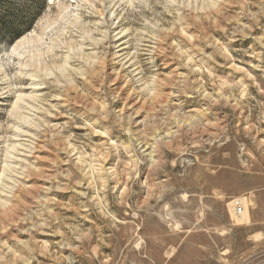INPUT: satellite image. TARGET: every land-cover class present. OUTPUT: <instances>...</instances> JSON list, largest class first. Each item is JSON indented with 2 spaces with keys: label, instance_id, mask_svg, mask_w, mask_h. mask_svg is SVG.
Here are the masks:
<instances>
[{
  "label": "rangeland",
  "instance_id": "1",
  "mask_svg": "<svg viewBox=\"0 0 264 264\" xmlns=\"http://www.w3.org/2000/svg\"><path fill=\"white\" fill-rule=\"evenodd\" d=\"M35 1L0 28V264H264V0Z\"/></svg>",
  "mask_w": 264,
  "mask_h": 264
},
{
  "label": "trees",
  "instance_id": "2",
  "mask_svg": "<svg viewBox=\"0 0 264 264\" xmlns=\"http://www.w3.org/2000/svg\"><path fill=\"white\" fill-rule=\"evenodd\" d=\"M43 1V0H41ZM1 3V2H0ZM35 6V10L33 11L32 8ZM44 4L42 5L43 8ZM31 12L26 6L23 4L18 9V13H15V16L11 13L10 7H0V28L6 25V32L11 36V41L18 38L23 34L25 31L29 30L33 25V18L30 20V14L37 15L38 9H36V1L32 0L30 5ZM26 9V10H25ZM26 11V12H25ZM7 18L9 21H6ZM36 18V17H35Z\"/></svg>",
  "mask_w": 264,
  "mask_h": 264
},
{
  "label": "bare ground",
  "instance_id": "3",
  "mask_svg": "<svg viewBox=\"0 0 264 264\" xmlns=\"http://www.w3.org/2000/svg\"><path fill=\"white\" fill-rule=\"evenodd\" d=\"M183 76V75H182ZM178 79V78H177ZM174 88V87H173ZM180 89V88H179ZM169 95V94H168ZM115 96V95H114ZM175 96V95H174ZM129 99V98H128ZM124 111H126V110H124ZM123 111V112H124ZM131 113V112H130ZM132 114V113H131ZM119 117V116H118ZM125 118V117H124ZM243 198H241V205H243V211H242V213H237V214H235L234 213V220H236V222H240V223H247V222H249V220H248V214H247V208H246V206L243 204ZM239 223V224H240Z\"/></svg>",
  "mask_w": 264,
  "mask_h": 264
},
{
  "label": "built area",
  "instance_id": "4",
  "mask_svg": "<svg viewBox=\"0 0 264 264\" xmlns=\"http://www.w3.org/2000/svg\"><path fill=\"white\" fill-rule=\"evenodd\" d=\"M229 205L231 207V210L237 214V213H242L243 211V205H241V198H232L229 202Z\"/></svg>",
  "mask_w": 264,
  "mask_h": 264
},
{
  "label": "crops",
  "instance_id": "5",
  "mask_svg": "<svg viewBox=\"0 0 264 264\" xmlns=\"http://www.w3.org/2000/svg\"><path fill=\"white\" fill-rule=\"evenodd\" d=\"M219 229H220V227H218ZM221 234H220V231H218V234H217V236H218V244H219V249H220V253H222V249H223V251L224 250H226V251H228V247H230V245L232 244L231 242H223L222 244H221V236H220ZM224 236V238L223 239H225L226 238V236L225 235H223ZM231 238V237H230ZM230 238H227V239H230ZM188 243V242H187ZM197 246H200L199 244H197ZM203 248V247H202Z\"/></svg>",
  "mask_w": 264,
  "mask_h": 264
},
{
  "label": "snow or ice",
  "instance_id": "6",
  "mask_svg": "<svg viewBox=\"0 0 264 264\" xmlns=\"http://www.w3.org/2000/svg\"><path fill=\"white\" fill-rule=\"evenodd\" d=\"M49 2L51 3L52 2V0H49ZM190 6V5H189ZM101 135H104L103 133H101Z\"/></svg>",
  "mask_w": 264,
  "mask_h": 264
}]
</instances>
